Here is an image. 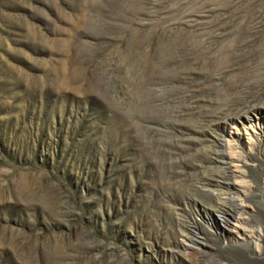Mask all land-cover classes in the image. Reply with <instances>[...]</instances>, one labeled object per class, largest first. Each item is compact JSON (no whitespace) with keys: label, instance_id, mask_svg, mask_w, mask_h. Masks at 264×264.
Returning a JSON list of instances; mask_svg holds the SVG:
<instances>
[{"label":"rangeland","instance_id":"1","mask_svg":"<svg viewBox=\"0 0 264 264\" xmlns=\"http://www.w3.org/2000/svg\"><path fill=\"white\" fill-rule=\"evenodd\" d=\"M248 116H264V0H0V264H264ZM227 140L246 236L219 221L237 207L211 163Z\"/></svg>","mask_w":264,"mask_h":264},{"label":"bare ground","instance_id":"2","mask_svg":"<svg viewBox=\"0 0 264 264\" xmlns=\"http://www.w3.org/2000/svg\"><path fill=\"white\" fill-rule=\"evenodd\" d=\"M258 110H257V112H258ZM253 114H255V113H253ZM242 127L245 131L244 134L249 136V140L252 142V140H255L253 138L257 134V131L259 129L264 130V116H257V117L248 116L247 118H245L242 121ZM246 140H248V139H246ZM237 143H238V141H237ZM255 144H257V143H255ZM237 147L235 146L233 140H227L224 143L219 144L218 147H216L215 149H213L210 156H213L211 163L213 165H215L216 167L218 166L219 169H222L225 172V175H224L225 178L223 177L224 180H227V179L231 180V183L226 184V186H227L226 188L229 192H227V194L223 193V192H222V194H219V193H221V191H218L219 193L216 194V196L217 197H221L222 195L230 196L231 199L237 204V207L235 209L236 210L235 216L232 215L233 217H226V215L224 213H220L219 221L223 225H225L228 229H230L234 234L238 235L241 233L242 236H246L247 231H245L241 227H242V222L244 221V215L246 214L245 199L247 196V190L249 189L248 188L249 187L248 181L245 179L246 172H244L242 170V169H244L245 166H247V163L241 159V156H240L241 154L240 155L238 154L239 152H237V149H238ZM250 149H249V151H250ZM251 152H253V151L251 150ZM214 167H213V169H214ZM216 167H215V169H216ZM203 185H204V187H206V189L209 192H211L210 191L211 189L209 190L208 188H211V186L220 187L223 184L220 181L216 182V181L204 180ZM215 191H217V190H213L212 192L214 193ZM260 231L253 232L251 237H250V238H256V242H254V245H255L254 250L257 253H260V246L257 242L259 240V238L261 237V234H262ZM199 245H200V242L196 239V236H192L191 238H189L187 248L191 249V250H195L198 248Z\"/></svg>","mask_w":264,"mask_h":264}]
</instances>
